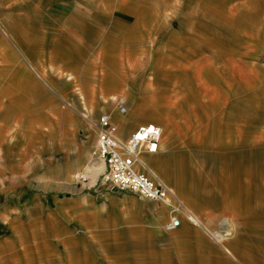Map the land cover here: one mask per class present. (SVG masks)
<instances>
[{
  "label": "crops",
  "instance_id": "0c3cea01",
  "mask_svg": "<svg viewBox=\"0 0 264 264\" xmlns=\"http://www.w3.org/2000/svg\"><path fill=\"white\" fill-rule=\"evenodd\" d=\"M103 112L122 141L163 128L142 158L177 229L95 185ZM0 264H264V0H0Z\"/></svg>",
  "mask_w": 264,
  "mask_h": 264
},
{
  "label": "built area",
  "instance_id": "2783aa9c",
  "mask_svg": "<svg viewBox=\"0 0 264 264\" xmlns=\"http://www.w3.org/2000/svg\"><path fill=\"white\" fill-rule=\"evenodd\" d=\"M121 114L126 112L123 104L118 105ZM97 128L96 151L98 160L103 161L106 170L99 176L95 185L110 186L118 192L129 191L141 198L151 201L163 202L171 207V220L163 225L167 231H173L180 225V203L176 206L172 188L155 177L142 153H156L159 141L163 135V128L152 123L142 124L125 141L118 139L117 127L112 123L111 116L103 112L94 124ZM80 182L90 181L86 172H81L76 177ZM189 221L193 222L191 216Z\"/></svg>",
  "mask_w": 264,
  "mask_h": 264
},
{
  "label": "rangeland",
  "instance_id": "374dc122",
  "mask_svg": "<svg viewBox=\"0 0 264 264\" xmlns=\"http://www.w3.org/2000/svg\"><path fill=\"white\" fill-rule=\"evenodd\" d=\"M119 104H122V103L119 102ZM85 112L87 113V115H89V113L87 111H85ZM99 116L97 118H99ZM86 117H87V119H86ZM86 117H85L86 120H88V121L91 120L90 115L86 116ZM94 120H96V119H94ZM96 150L97 149H96V145H95V147L91 151L92 157H93L92 162H100L98 160V158L95 155H93L94 152H97ZM79 174H77V175H79ZM88 175H89V173H88ZM89 179H90V177H89ZM173 202H175V201H173ZM219 220H218L219 223H216L215 226H213L212 228H209V239H210L209 241L211 243H215L216 244L215 246L217 247L218 252L222 253L224 256H226L227 260H229L233 263V261H232L234 259L233 249H232L234 246L233 230H232L231 226L227 224V221L225 219H219ZM223 234L225 236L222 237Z\"/></svg>",
  "mask_w": 264,
  "mask_h": 264
},
{
  "label": "bare ground",
  "instance_id": "6f19581e",
  "mask_svg": "<svg viewBox=\"0 0 264 264\" xmlns=\"http://www.w3.org/2000/svg\"><path fill=\"white\" fill-rule=\"evenodd\" d=\"M115 100H116V99H114L113 102H114ZM96 132H97V129H96ZM171 188H172V187H171ZM173 204H174V202H173ZM175 205H177V204H175ZM188 215H189V214H188ZM190 216H191V219H192L194 222H195V221L198 222V219H196V216L194 217L193 214H191ZM198 223H199V222H198ZM223 236H225V235L223 234L222 237H223Z\"/></svg>",
  "mask_w": 264,
  "mask_h": 264
}]
</instances>
